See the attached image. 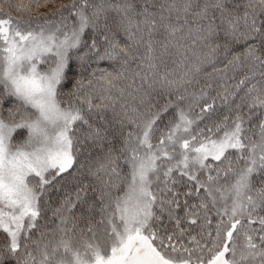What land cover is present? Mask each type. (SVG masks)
Listing matches in <instances>:
<instances>
[{
  "label": "snow or ice",
  "instance_id": "6c2138e0",
  "mask_svg": "<svg viewBox=\"0 0 264 264\" xmlns=\"http://www.w3.org/2000/svg\"><path fill=\"white\" fill-rule=\"evenodd\" d=\"M54 2L0 4V264H264V0Z\"/></svg>",
  "mask_w": 264,
  "mask_h": 264
},
{
  "label": "trees",
  "instance_id": "16d2710c",
  "mask_svg": "<svg viewBox=\"0 0 264 264\" xmlns=\"http://www.w3.org/2000/svg\"><path fill=\"white\" fill-rule=\"evenodd\" d=\"M68 2H69V0H68V1H65L64 4H67ZM57 7H59V5H58ZM57 7L53 8V9H51V10H55ZM48 11H49V10H48ZM48 11H45L44 13H47ZM50 18H52V17H50ZM121 40H122V42H123V37H121ZM241 50H242V45H239V46H237V47L234 49V51H237V52H238V51H241ZM170 66H171V65H170ZM93 67H96V65H93ZM99 67H100V68H106V69H108L109 71L119 70V69H120V62H119L118 60H117V61H102V62L99 64ZM213 67H216V68H222V67H223V63H221V62L218 61L215 65H209V64H205V65H203V66H202V71H201V73H200V75H199V77H198V79H200V81H201V84L207 82L208 77L206 76V73H210V72H212ZM130 68H135V64H134V63H133V64H130ZM229 75H231V73H229ZM213 82H214V83H219V81L216 80L215 76L213 77ZM118 83H119L120 87H124V86L128 83V81H127V80H122V81H119ZM67 87H70V85H67ZM194 87H196V86H194ZM194 87H190V88H189V91H193V90H194ZM213 94H214V93H213ZM161 102H162V101H161ZM6 106H7V105H6ZM173 111H174V110L170 111V112L167 114V116L164 118L165 121L167 120L168 116H171V115H172ZM221 111H223V109H221ZM202 126H203V124H201V127H202ZM222 182H223V181H222ZM52 195L55 196L56 193H53ZM50 214H51V213L49 212L48 215L50 216ZM80 226H81L82 228L85 227L84 222H81ZM8 239H9V238L6 237V234H4L2 230H0V245L6 244V243L8 242ZM10 264H15V261H14V260L10 261Z\"/></svg>",
  "mask_w": 264,
  "mask_h": 264
},
{
  "label": "rangeland",
  "instance_id": "374dc122",
  "mask_svg": "<svg viewBox=\"0 0 264 264\" xmlns=\"http://www.w3.org/2000/svg\"><path fill=\"white\" fill-rule=\"evenodd\" d=\"M65 1H68V0H55L54 3H49L47 5V7H41L38 10H35V5L32 4V7L34 9V11L32 12V15L35 16L37 14V12L44 13L45 11H48L50 9H53V8L57 7L58 5H60L62 3H65ZM21 2L24 3L25 5H27V4L30 3V0H11V4H9L8 0H0V4H2V6L4 7V9L6 11H11L13 16L21 15L25 19H27L28 18V15L26 13H18V12L15 11V5L18 4V3H21ZM0 87H2V86H0ZM14 135L16 136V139L19 140L24 135H26V133H23V132H19L18 131Z\"/></svg>",
  "mask_w": 264,
  "mask_h": 264
}]
</instances>
